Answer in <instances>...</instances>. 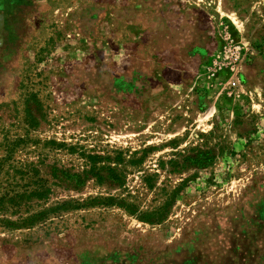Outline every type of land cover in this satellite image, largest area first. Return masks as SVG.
<instances>
[{"label": "rangeland", "instance_id": "1", "mask_svg": "<svg viewBox=\"0 0 264 264\" xmlns=\"http://www.w3.org/2000/svg\"><path fill=\"white\" fill-rule=\"evenodd\" d=\"M0 264H264V0H0Z\"/></svg>", "mask_w": 264, "mask_h": 264}]
</instances>
